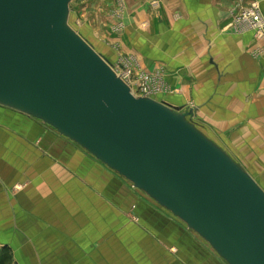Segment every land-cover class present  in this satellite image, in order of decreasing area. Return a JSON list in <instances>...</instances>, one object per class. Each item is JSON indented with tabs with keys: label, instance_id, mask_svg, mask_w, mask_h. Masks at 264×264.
<instances>
[{
	"label": "crops",
	"instance_id": "1",
	"mask_svg": "<svg viewBox=\"0 0 264 264\" xmlns=\"http://www.w3.org/2000/svg\"><path fill=\"white\" fill-rule=\"evenodd\" d=\"M110 1L109 24L120 22L124 35L95 47L108 61L127 55L135 70L153 75V97L197 108L193 119L215 132L246 130L264 140V34L237 19L254 3L264 18V0H140L137 9L135 1ZM4 248L15 264H226L85 150L0 106Z\"/></svg>",
	"mask_w": 264,
	"mask_h": 264
},
{
	"label": "water",
	"instance_id": "2",
	"mask_svg": "<svg viewBox=\"0 0 264 264\" xmlns=\"http://www.w3.org/2000/svg\"><path fill=\"white\" fill-rule=\"evenodd\" d=\"M72 0H0V106L55 130L211 247L264 264V188L193 117L132 92L71 23Z\"/></svg>",
	"mask_w": 264,
	"mask_h": 264
},
{
	"label": "rangeland",
	"instance_id": "3",
	"mask_svg": "<svg viewBox=\"0 0 264 264\" xmlns=\"http://www.w3.org/2000/svg\"><path fill=\"white\" fill-rule=\"evenodd\" d=\"M73 1V0H72ZM127 1V0H126ZM135 1L136 9L140 7V0H128ZM138 1V2H136ZM81 3V4H80ZM115 3H118L117 1ZM121 6H124V1L119 0ZM118 3V4H119ZM73 9L71 10V23L79 31L82 32L83 36L89 40L95 47L103 49L101 44L107 43L108 39L121 38L124 34L123 27L121 23L115 25L114 29L109 22H112L114 3L109 2V0H81V2L73 1ZM116 4V9L119 8ZM253 5V4H252ZM248 7H251L248 6ZM116 23V22H115ZM126 55V54H123ZM126 57V58H124ZM120 61H129L134 64L133 60L128 58V56H121ZM118 63V62H117ZM116 63V64H117ZM134 68V67H133ZM142 71H135V74L139 76ZM153 76L152 74H149ZM200 124H205L202 126L203 129L209 130L208 134L221 142L226 148L231 151V153L239 160L241 163L251 172L260 177L261 185L264 188V140L262 134L250 135L245 132L246 130L240 131L236 136L235 133L228 137L226 132H215L212 130L211 125L208 127V123L200 122ZM213 124V123H212ZM216 126H220L217 124ZM242 137V138H241ZM251 143L254 145L252 148ZM2 250V249H1ZM0 250V252H1ZM194 259L197 258V254H192ZM200 256V254H199ZM15 260V259H14ZM12 264H15V261ZM209 264H217L213 260L208 262Z\"/></svg>",
	"mask_w": 264,
	"mask_h": 264
},
{
	"label": "built area",
	"instance_id": "4",
	"mask_svg": "<svg viewBox=\"0 0 264 264\" xmlns=\"http://www.w3.org/2000/svg\"><path fill=\"white\" fill-rule=\"evenodd\" d=\"M240 23H246L248 29L252 30L257 37L264 34V18L261 14V7L254 3L251 7H244L237 17ZM114 69L131 86L132 92L140 96H153V76L149 73L141 72L139 76L135 74L133 64L129 61H120L113 65Z\"/></svg>",
	"mask_w": 264,
	"mask_h": 264
},
{
	"label": "trees",
	"instance_id": "5",
	"mask_svg": "<svg viewBox=\"0 0 264 264\" xmlns=\"http://www.w3.org/2000/svg\"><path fill=\"white\" fill-rule=\"evenodd\" d=\"M13 253L9 249H2L0 252V264H12Z\"/></svg>",
	"mask_w": 264,
	"mask_h": 264
}]
</instances>
